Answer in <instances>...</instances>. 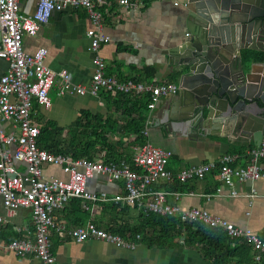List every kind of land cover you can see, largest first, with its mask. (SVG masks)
I'll use <instances>...</instances> for the list:
<instances>
[{"label":"crops","instance_id":"1","mask_svg":"<svg viewBox=\"0 0 264 264\" xmlns=\"http://www.w3.org/2000/svg\"><path fill=\"white\" fill-rule=\"evenodd\" d=\"M94 2L96 9L102 14L100 27L94 23L86 8L68 6L63 11H55L35 36H25V50L33 53L46 47L48 66L56 73L66 70L73 85L88 86L95 72L93 59L96 56V52L90 48L88 31L95 28L110 38L99 50V55L107 63L108 74L121 80L179 84L180 77L177 82H169L171 75L178 73L171 51L187 36L191 8L187 4L188 0H155L149 4L141 0H130L129 6L122 4L121 0ZM253 51L245 49L243 54L252 57ZM8 68L9 63L1 60L0 76ZM62 87L59 76L50 93L51 105L48 107L35 103L34 121L40 130L47 127L49 132L55 133L57 128H62L63 136L68 137L71 131L77 130L73 125L83 111L101 115L104 119L113 118L116 122L109 124L111 130L108 141L126 151V155H131L134 162L135 150L141 145L134 143L136 136H129L131 130L128 120L138 115L134 113L128 116L124 108H117L109 102L103 94L106 92L93 95L71 89L62 93ZM182 91L179 89L177 94L163 96L154 109L147 107L144 110V129L148 127V120H153V124L148 127V135H145L147 141L173 151L168 169L176 174L190 165L217 161L233 148L246 150L234 166H246L250 162L249 151L257 147L252 138L245 141L239 132L227 129L218 122L210 124L207 128L210 133H206L201 129L195 130L190 122L173 119V109L182 106L179 98ZM112 98L113 101L116 100L115 97ZM0 128L6 132L17 131L10 123L1 124ZM98 148L101 149V146L98 145ZM106 152L105 149L100 150L94 159L79 158L96 161L101 156L105 159ZM62 155L73 157L71 154ZM260 164L264 169V159H261ZM18 167L21 171L26 169L22 163ZM45 176L63 177L64 173L61 166L48 165L45 167ZM170 181L155 182L152 191L171 192L167 196L168 202L178 205L182 210L205 208L238 226L250 227L259 234L264 232V177L256 180L235 179V183L229 186L220 178L219 169L216 168L211 169L203 178L180 180L183 189L167 190L164 186ZM89 187L96 192H105L109 197L125 192L123 180L109 181L107 176L101 174L89 181ZM253 193L257 195L253 196ZM147 199H154V195L150 193ZM78 200L54 213L56 227L51 231V248L60 264H215L200 249L186 245L183 240L179 245L168 247H149L141 241L136 249L120 248L102 239L79 242L65 229L92 221H96L98 226L112 224L115 220L135 225L140 221L141 212L147 210L136 204L118 202L122 207H130L129 212L121 214L109 208V204H117L112 200L89 202V209L84 207L82 200L79 206ZM0 217L3 218L0 222V264H45L35 256H20L8 249V244L13 240H35L32 211L24 207L9 211L0 201ZM81 219L84 222L78 224ZM225 264H238V260Z\"/></svg>","mask_w":264,"mask_h":264},{"label":"built area","instance_id":"2","mask_svg":"<svg viewBox=\"0 0 264 264\" xmlns=\"http://www.w3.org/2000/svg\"><path fill=\"white\" fill-rule=\"evenodd\" d=\"M121 3L131 5L130 0H121ZM68 6L86 8L97 27L101 26L102 14L96 9L94 0H0V61L6 60L9 63L8 71L0 76V125L10 123L17 129L6 132L0 128V201L9 211L19 207L29 208L35 222V240H13L8 244V249L20 256H35L45 264H60L51 248V231L56 227L54 213L78 199L83 201L87 209L90 207L89 202L112 200L136 204L162 215L177 214L183 221L203 222L222 228L231 238L250 242L255 261L264 264V239L252 228L238 226L205 208L182 210L178 205L168 202L167 196L171 192L152 191L153 184L159 180L177 178L187 181L203 178L211 169L216 168L219 169L220 178L229 186L235 183V179L256 180L264 177V169L260 164L261 159H264V139L261 145L249 151L250 162L244 167L234 166L239 155L227 153L217 161L190 165L176 174L168 169L173 151L150 142L136 148L135 168L126 161L108 162L104 156L91 161L54 154L39 146L41 130L34 121L35 103L48 107L51 105L50 93L59 76L62 93L74 89L78 93L93 95L101 92H120L130 96L148 94L150 110L157 106L163 96L177 94L180 89L175 83L121 80L108 74L107 63L99 55V50L110 38L95 28L88 31L90 48L96 52L93 59L95 72L88 86H75L66 70L56 73L48 66L46 47L33 53L26 51L25 36H35L55 11H63ZM147 124L149 127L153 120L149 119ZM148 127L143 130L144 135H148ZM19 163L26 166L24 171L19 169ZM48 165L61 166L64 176L46 177L45 167ZM97 174L107 176L109 181L123 180L125 192L109 197L105 192L93 191L89 181ZM150 193L154 195L152 200L147 199ZM65 230L79 242L102 239L120 248L136 249L142 241L139 234L134 238H124L94 222Z\"/></svg>","mask_w":264,"mask_h":264},{"label":"water","instance_id":"3","mask_svg":"<svg viewBox=\"0 0 264 264\" xmlns=\"http://www.w3.org/2000/svg\"><path fill=\"white\" fill-rule=\"evenodd\" d=\"M187 36L171 51L180 74L173 119L195 130L218 122L257 146L264 139V0H188ZM177 98V99H179ZM178 105V104H177ZM222 128H219V130Z\"/></svg>","mask_w":264,"mask_h":264},{"label":"trees","instance_id":"4","mask_svg":"<svg viewBox=\"0 0 264 264\" xmlns=\"http://www.w3.org/2000/svg\"><path fill=\"white\" fill-rule=\"evenodd\" d=\"M141 1L149 4L155 0ZM252 54L257 60L264 59V51L254 50ZM179 77L180 74L175 72L171 75L169 82H177ZM103 94L117 108H124L123 110L128 116L134 113L138 115V117L128 120L129 129L131 130L129 136H136L134 143L138 145L146 144L148 141L143 133L146 121L144 110L148 107L149 96L147 94L146 96H130L120 92ZM112 97H115L116 100L113 101ZM112 121L116 122L113 118L104 119L101 115H93L90 112L83 111L73 125L77 130L71 131L68 137L63 136L62 128H57L56 132L52 133V131L49 132L47 127H43L38 142L43 148L55 154H71L75 158L87 157L94 159L100 150L105 149L107 151L105 159L108 162L126 160L135 168L133 157L126 155V151L117 148L108 141L109 130H111L109 124ZM98 145L101 146V149L98 148ZM245 152V149L233 148L229 154L242 156ZM170 182H173V184H170ZM170 182L164 186L167 190L183 189L180 180L173 179ZM78 205L81 206L80 200H78ZM109 208L113 212L121 214H126L130 210L129 206L122 207L121 203L109 204ZM79 222L78 224H82L84 221L81 219ZM92 222L97 223L96 221ZM100 226L114 233H119L124 238H134L139 234L142 236V242L149 247L179 245L181 244L180 241L183 240L186 245L200 249L203 255L215 264L231 263L235 259L238 260V264H258L254 259L253 245L247 240L233 239L222 228L213 227L203 222L183 221L177 215H162L152 211H143L140 215V221L135 225L115 220L112 224ZM260 236L264 239V232Z\"/></svg>","mask_w":264,"mask_h":264}]
</instances>
